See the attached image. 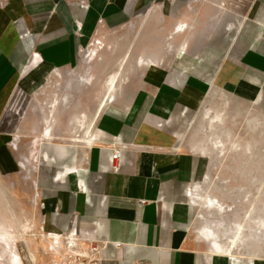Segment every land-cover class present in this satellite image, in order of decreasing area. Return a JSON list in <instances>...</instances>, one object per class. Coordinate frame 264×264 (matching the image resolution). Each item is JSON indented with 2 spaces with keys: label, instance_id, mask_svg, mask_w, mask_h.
Returning <instances> with one entry per match:
<instances>
[{
  "label": "crops",
  "instance_id": "0c3cea01",
  "mask_svg": "<svg viewBox=\"0 0 264 264\" xmlns=\"http://www.w3.org/2000/svg\"><path fill=\"white\" fill-rule=\"evenodd\" d=\"M158 8L178 14H167L173 39L186 37L192 17H211L222 33L224 17L238 23L228 40L186 47L188 35L164 66L136 62L78 145L41 142L44 227L104 243L101 264H264L215 252L197 229L190 190L206 155L189 133L211 87L264 114V0H0V136L17 130L29 106L22 73L31 58L69 70L98 26L139 15L144 25Z\"/></svg>",
  "mask_w": 264,
  "mask_h": 264
},
{
  "label": "rangeland",
  "instance_id": "374dc122",
  "mask_svg": "<svg viewBox=\"0 0 264 264\" xmlns=\"http://www.w3.org/2000/svg\"><path fill=\"white\" fill-rule=\"evenodd\" d=\"M158 10L159 17H149L144 25L139 15L122 26L105 30L98 26L91 41L86 39L78 47L79 58L69 70L49 69L35 63L33 58L24 69L22 84L29 92V106L17 130L0 136V232L5 230L16 241L21 261L29 253L38 259L35 251L45 245L46 220L38 169L41 142L78 145L74 140L84 139V128L95 115L101 99L104 103L108 96L106 81L123 56L120 82L134 73L138 59L154 60L155 64L164 66L188 35L192 39L185 40L186 47L199 46L205 40H228L238 23L224 17L223 26L228 31L222 33L218 31L220 27L216 30L213 26L211 17L196 20L192 17L186 37L178 35L173 39L172 20L167 14L173 20L178 14ZM94 37L101 44H97V54L90 59L87 54ZM46 127L51 129V137L40 140L36 150V140ZM189 133L206 155L204 175L191 186L197 228L211 226L219 238L225 239L233 234L235 224L243 222L245 229L252 232L247 231L242 242L248 243L234 248V252L264 258V235L259 241L260 229L256 228L260 218L264 221V114L251 104L211 87L190 124ZM41 176L46 173L42 172ZM205 196L213 197L223 211L201 204L199 197ZM203 202L206 204L207 200ZM251 238L256 241L254 249L247 245ZM9 257L0 241V264H10Z\"/></svg>",
  "mask_w": 264,
  "mask_h": 264
},
{
  "label": "bare ground",
  "instance_id": "6f19581e",
  "mask_svg": "<svg viewBox=\"0 0 264 264\" xmlns=\"http://www.w3.org/2000/svg\"><path fill=\"white\" fill-rule=\"evenodd\" d=\"M178 23V22H177ZM180 23V22H179ZM183 26V24H182ZM186 27V26H185ZM184 28V27H183ZM176 29V28H175ZM182 29V28H181ZM183 30V29H182ZM179 31V30H178ZM182 32V31H181ZM96 36V35H95ZM97 44H101V41L99 40V38L97 37H94L93 38V42H92V48L90 49V52L88 51V54H87V58H90V59H93L94 56H96L97 54V50H98V46ZM185 44V43H184ZM183 44V45H184ZM179 48V47H178ZM184 48V47H183ZM84 55V54H83ZM124 60H125V56L122 57V60L120 61L116 71H114L112 73V75H110L106 81V92L105 93H108V96L106 97L105 99V102L103 103V98L101 99L99 105H98V108L96 110V113L95 115L90 119V121L88 122L87 126L84 128V134L87 135L95 121V119L97 118V115L98 113L100 112L101 108L104 106L105 103H107L109 100H112L113 97H114V91H115V88L116 86L119 84L120 80H121V72L122 69H123V66H124ZM140 62H142V59H138ZM137 60V62H139ZM43 133V134H42ZM83 136V135H82ZM39 137H42V138H39ZM51 137V129H49V127H46L44 131L41 132L40 136H38V139L36 140V144H35V148L37 149V146L40 142V140L44 139V138H49ZM83 140V139H82ZM81 139H75L74 141H82ZM221 143V141H219ZM217 144V143H216ZM217 147V146H216ZM199 148V147H198ZM201 150H204L203 147L200 148ZM203 152V151H202ZM192 190V188H191ZM190 190V195H193V192ZM207 200L206 204L203 202V200ZM201 200V204H204L206 207H212L218 211H223L222 209V205L219 204V203H216V200L213 198V197H210V196H205L203 198L199 197V202ZM213 202L216 203V205L213 204ZM225 211V209H224ZM250 215V212H248V215ZM251 217V216H250ZM198 218V216H197ZM261 219V218H260ZM258 220L260 221L259 224L256 223L258 227H256L257 229L259 228V241L260 239H262V236L264 235V221L263 220ZM248 220V219H247ZM246 220V221H247ZM257 220V219H256ZM250 221V220H248ZM252 221V220H251ZM257 221V222H258ZM243 223V222H242ZM242 223H237L235 224L236 227L234 229V232L232 235H228L225 239H222V238H219V235L217 233V230H215L214 228H212L211 226H203L202 229L201 228H197L200 230V232L204 235V236H208V237H211V240H210V244L213 248V250L215 252H219V253H235L234 252V248H237L245 243H248V242H242V238H244L246 235H247V231L245 229V225L242 224ZM255 226V224H254ZM9 227V225H8ZM248 228H252V226L249 224ZM247 228V229H248ZM50 230V229H49ZM252 230V229H251ZM12 231V230H11ZM250 231V230H249ZM248 231V232H249ZM261 231V232H260ZM252 232V231H250ZM45 235H48L47 238H46V241H45V248L47 247V244L53 239H57L60 235V232L55 230V229H51L50 231H45L44 232ZM16 234V233H14ZM202 235V237H203ZM255 236V234H254ZM253 237V236H252ZM0 241H1V244L2 246L4 247V249L6 250V252L10 255V261L11 262H8L10 264H23L22 261H21V258L19 256V254L17 253L16 251V241L10 237L9 233L6 232L5 230L2 229V231L0 232ZM246 239V238H245ZM250 239V238H248ZM252 240H250V243L247 244V245H250L252 247V249L256 248L257 245H254L256 243V241H254L253 238H251ZM258 239V238H257ZM258 241V242H259ZM255 242V243H254ZM208 244V243H207ZM250 248V247H249ZM37 253V250L35 251ZM38 254V253H37ZM34 261H36L37 259L36 258H33L30 253L28 254ZM254 256V255H252ZM9 260V259H8Z\"/></svg>",
  "mask_w": 264,
  "mask_h": 264
},
{
  "label": "built area",
  "instance_id": "2783aa9c",
  "mask_svg": "<svg viewBox=\"0 0 264 264\" xmlns=\"http://www.w3.org/2000/svg\"><path fill=\"white\" fill-rule=\"evenodd\" d=\"M120 150L119 147L112 149L113 169H116L115 161L120 156ZM47 236L45 235V241ZM103 247L104 243L95 239L60 232L59 237L52 238L46 248L43 246L37 250L38 259L36 261L27 255L22 262L23 264H101ZM134 264H148V262L137 260Z\"/></svg>",
  "mask_w": 264,
  "mask_h": 264
}]
</instances>
